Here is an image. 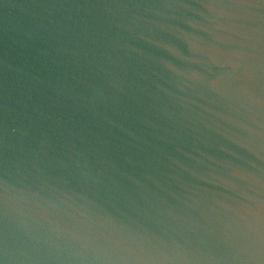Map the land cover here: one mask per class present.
<instances>
[{"label":"water","instance_id":"95a60500","mask_svg":"<svg viewBox=\"0 0 264 264\" xmlns=\"http://www.w3.org/2000/svg\"><path fill=\"white\" fill-rule=\"evenodd\" d=\"M0 264H264V0H0Z\"/></svg>","mask_w":264,"mask_h":264}]
</instances>
